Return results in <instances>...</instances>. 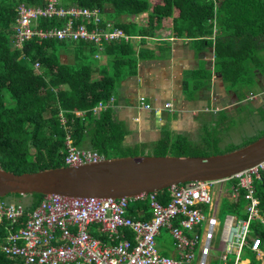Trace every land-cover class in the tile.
<instances>
[{
	"label": "trees",
	"instance_id": "trees-1",
	"mask_svg": "<svg viewBox=\"0 0 264 264\" xmlns=\"http://www.w3.org/2000/svg\"><path fill=\"white\" fill-rule=\"evenodd\" d=\"M22 2L42 5L46 0H0V166L23 173L67 165L68 133L77 146H88L104 157L137 154V151L114 154L116 149H123L129 130L117 119L112 107L93 113L100 101H108L115 94L123 77L136 72L133 44L124 41L108 44L105 54L109 60L113 59L110 65L99 63L95 57L97 47L86 40L74 42L49 38L39 42L31 39L22 49L16 48L12 41L13 24L17 7ZM60 3L99 7L107 15L106 20L113 21L115 27L129 35H137L136 29H145L139 33L142 36L159 35L160 29H172L180 36L186 34L201 43L207 41L215 48L216 63L226 82L237 84L241 79V82L255 83L256 75L264 73V0H60ZM145 12V27L122 18ZM167 18H172L171 27L166 24ZM59 21L49 19L43 24L51 26ZM213 29H221L215 43L213 39H207ZM71 46L75 59L65 61L63 50L67 48V52H72ZM37 62L39 71L35 67ZM77 111H82V115ZM180 141L184 139H178ZM157 144L162 150L159 149L156 155L167 154V147L171 145L168 134ZM229 182L230 185L236 183V179ZM255 186L264 213V177L256 181ZM156 194L161 202L169 201L168 189ZM32 196L36 200L27 207L24 205L26 212L33 210L44 197L38 193ZM244 197L241 190L240 197L226 203L225 209L244 215ZM243 199V206L238 207ZM132 202L131 216L151 218L149 195L134 199L135 205ZM26 218H22L21 224ZM9 223L5 219L0 225V242L7 235L5 226ZM94 234L101 235L96 230ZM126 234L133 237L130 231ZM101 238L107 240L105 235ZM250 258L248 264H260L256 254ZM0 264L23 263L0 250Z\"/></svg>",
	"mask_w": 264,
	"mask_h": 264
},
{
	"label": "built area",
	"instance_id": "built-area-1",
	"mask_svg": "<svg viewBox=\"0 0 264 264\" xmlns=\"http://www.w3.org/2000/svg\"><path fill=\"white\" fill-rule=\"evenodd\" d=\"M17 12L13 28L18 46L25 40L40 37L58 41L82 39L103 49L106 43L133 39L122 28L115 27L113 21H105L99 8L66 6L60 0H46L43 5L20 3ZM42 19H58L63 25L41 26ZM114 100L112 96L108 101H100L93 113L98 114ZM139 102L141 106L153 108L145 96L140 97ZM164 108L173 110V103L166 102ZM61 116L65 123L62 113ZM66 146L67 165L104 157L94 149L77 146L70 133ZM263 177L264 161L230 179L195 180L170 186L166 188L170 197L167 203L158 199L157 192L147 194L152 211L150 219L135 218L129 213L131 201L146 195L106 199L49 194L28 212L23 204L1 198L0 225L5 219L10 223L5 226L7 235L0 242V250L23 264H192L199 251L197 263L207 264L211 251L219 247L223 264H248L250 260L242 258L246 249H251L260 264H264V237L253 234L256 224L264 226V213L255 186ZM232 179H236V183H231L227 189L230 196L226 203L234 202L243 190L244 215L226 213L221 222L218 219L220 202L214 200L211 188L219 184L221 194L224 183ZM24 216L27 218L21 224ZM164 228L174 241L171 255L162 253L158 243ZM95 230L107 240L95 235ZM126 231L133 237H128ZM216 234H219L217 248Z\"/></svg>",
	"mask_w": 264,
	"mask_h": 264
},
{
	"label": "crops",
	"instance_id": "crops-1",
	"mask_svg": "<svg viewBox=\"0 0 264 264\" xmlns=\"http://www.w3.org/2000/svg\"><path fill=\"white\" fill-rule=\"evenodd\" d=\"M17 17L13 24L14 27ZM104 19L106 20L105 16ZM48 20L42 19L40 25L43 26V22ZM55 25L61 26L63 22L59 21ZM141 30L145 29H136L137 35H131L133 36L132 40L124 41L134 42L133 47L137 60L136 72L123 77L118 82L113 95L115 100L107 106V108L112 107L117 119L125 123L128 128L129 132L125 137L127 146L146 148L153 145L160 139L161 135L158 132L162 131L164 127L169 130L172 136L186 134L195 139L193 128L199 134V129L203 127L205 119L211 118L210 114L240 107L241 104L244 105L248 102V99H251L255 106L263 104L264 99L255 98L256 94L252 90L243 86L238 87L232 83L231 85L225 81L216 63L215 48L207 41L201 43L186 34L180 36L172 29H160L158 30L159 35L155 33L151 34L152 36L140 35ZM220 30L213 29V34L207 39H213V43H215L217 37L220 36ZM14 34L12 41L16 48L22 49L31 39H37L39 42L44 40L40 37H33L22 42V46H18L15 43ZM71 40L84 42L82 39H66L65 41ZM110 43H106L103 49L95 45L98 49L95 57L99 59L101 65L107 61L105 47ZM71 49L74 54L72 46ZM66 53L67 48L63 50V54ZM63 60L65 59L63 58ZM39 66L40 64L37 62L35 64L37 71H39ZM259 75H262L261 78ZM256 79L255 84L262 85L264 73H258ZM262 87L264 91V86ZM251 93H254L255 97L250 98ZM261 94L264 96L263 93ZM142 96L146 97V101L153 108L140 105L139 98ZM168 101L173 103V110L164 108ZM156 108L161 110L157 112ZM80 112L82 113V111L76 113ZM84 148H88V146H84ZM137 154L139 153L137 152ZM167 246L165 251L169 250L170 254H174V245L171 249Z\"/></svg>",
	"mask_w": 264,
	"mask_h": 264
},
{
	"label": "water",
	"instance_id": "water-1",
	"mask_svg": "<svg viewBox=\"0 0 264 264\" xmlns=\"http://www.w3.org/2000/svg\"><path fill=\"white\" fill-rule=\"evenodd\" d=\"M264 161V135L225 153L136 154L16 173L0 166V199L11 194L138 198L187 181L230 179Z\"/></svg>",
	"mask_w": 264,
	"mask_h": 264
},
{
	"label": "rangeland",
	"instance_id": "rangeland-1",
	"mask_svg": "<svg viewBox=\"0 0 264 264\" xmlns=\"http://www.w3.org/2000/svg\"><path fill=\"white\" fill-rule=\"evenodd\" d=\"M155 2H160L161 0H154ZM216 2L219 0H215ZM107 17V15H104ZM127 18L128 21L131 19V21L137 22L141 25V27H145L146 24L144 22L145 19H147V13H142L140 15H131L129 17H122ZM166 24L171 27L172 25V18H167ZM134 43L133 41L131 42ZM260 54L262 55L263 52L261 51ZM63 58L66 61L73 62L74 61V54L71 51H68L66 54H63ZM111 61L113 59L109 60L107 58L106 63L108 65L111 64ZM262 75H259L261 78ZM231 84L230 82H227ZM261 84H255L254 82L246 83L241 82V79H239V83L235 84L238 87L243 86L244 88L248 90H252L255 92L256 97H261L264 99V96L261 94H264L263 87L264 82H261ZM232 85V84H231ZM260 91H262L260 93ZM82 115V114H81ZM211 118L205 119L206 121L203 122V127L199 129V134L196 131V129L193 128V135H195V139H192L191 137H188L186 134H173L175 136H172L169 132V130L164 127L162 131H159L158 134L161 135L160 139L158 141H155L153 145H149L146 148L142 147H127V142L122 145L123 149L115 150L114 154H118L119 152H122L124 154H128L129 152L137 151L139 154H153L157 153L160 150H162V147L157 144L161 139L165 137L166 134H168L171 145L167 147V154H173V155H196L199 153V156L201 154H216V153H225L228 151H231L233 149L242 147L259 137L264 135V101L263 104L260 103L258 106L253 105L251 102V99H248V102H246L244 105L241 104L240 107H234L231 110H224L219 113H212L210 114ZM128 129V128H127ZM178 139H184V141L178 142ZM129 155H136V154H129ZM116 156V155H115ZM120 156V155H119ZM125 156V155H122ZM114 157V156H112ZM220 185H216V187H212L211 190L213 191L212 196L214 200H219L220 207L218 214V219L223 222L225 214L230 213L229 210L225 209L226 201L228 200V197L230 196V193H228L227 189H230V182L224 183L223 189L224 191L220 194ZM4 199L8 201H12L15 203H21L25 205L26 207L29 206L31 203H33L36 198L32 196V194L28 195H18V194H11ZM133 201V202H132ZM132 204L135 205L134 200H132ZM245 200H242V205L244 204ZM246 204V203H245ZM244 204V205H245ZM264 230V226L262 224H256L253 229V234H258L262 237H264V234L262 231ZM173 239L170 234V232L164 228L162 231V236L158 237V243L161 249V252L167 255H171L170 251H165V247L167 246L169 249L173 248ZM219 242V234H216L214 238V244L216 245V248L218 247ZM167 248V249H168ZM196 260L192 264H198L200 258L199 251ZM222 254V250L218 247L217 249H213L211 251V257L208 260L207 264H223L222 260L220 259V256ZM254 254L251 249H246L244 255L242 258H247L251 260L250 256Z\"/></svg>",
	"mask_w": 264,
	"mask_h": 264
}]
</instances>
